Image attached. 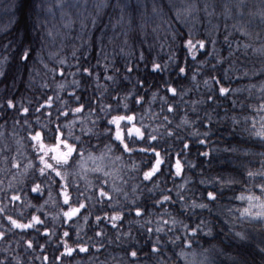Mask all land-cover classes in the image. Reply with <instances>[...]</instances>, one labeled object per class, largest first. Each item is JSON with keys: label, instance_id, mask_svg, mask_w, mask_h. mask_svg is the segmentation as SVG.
<instances>
[{"label": "clouds", "instance_id": "obj_1", "mask_svg": "<svg viewBox=\"0 0 264 264\" xmlns=\"http://www.w3.org/2000/svg\"><path fill=\"white\" fill-rule=\"evenodd\" d=\"M262 106L264 0H0V264H264Z\"/></svg>", "mask_w": 264, "mask_h": 264}, {"label": "snow or ice", "instance_id": "obj_2", "mask_svg": "<svg viewBox=\"0 0 264 264\" xmlns=\"http://www.w3.org/2000/svg\"><path fill=\"white\" fill-rule=\"evenodd\" d=\"M188 43L190 44L191 42L189 41ZM201 46H203V45H201ZM170 91H172L173 93L175 92L174 89H170ZM219 91H220L221 94H226V93H228L230 90L227 89V88H225V87H221V88L219 89ZM8 106H9V107H15V105H14V103H13L12 101H9V102H8ZM50 106H51V105L46 101L45 104L42 105L41 107H50ZM262 107H264V106H262ZM18 111H19L20 113H22L24 116H28V115H29V109H28V108H21V109H19ZM49 115H50V113H49ZM17 123H19V121H17ZM62 135H63V134H62L61 132H57V138H58V139L62 138ZM256 135H258V136H260V137H264V130H257ZM30 139H31L34 143L38 144L39 147H40V149H41V151H43V152L45 153V155H47L48 149L46 148V146H45L44 143H43V134H42L41 132H36L35 134H30ZM65 146L68 147V153L60 152L58 148L56 149V151L58 152V155H59L61 158L66 157V156H67L68 154H70V152L72 151V149H71L70 146H67V145H65ZM41 161L44 162V158H43V157H41ZM13 166H14L15 168H17V169L20 167L19 163H15ZM37 188H38V185H34L33 188H32V191L35 192V191L37 190ZM260 190H261V191H264V188H261ZM209 196L212 197V194L209 193ZM240 198H241V199H247L249 202H251V201L253 200V196H252L251 194H247V195L242 194ZM11 199H12L13 201H18V200H20V197L13 195V196L11 197ZM66 199H67V198H66ZM246 211H247V210H246ZM78 212H79V209H75L74 211H71V212H65V213H64V216H65V217H70V216H72V215L77 214ZM7 220H8V222H9L11 225H13V226H15V227H17V228H20V229H29V228L32 227L33 224H37V225H39V224H42V223H43L42 219H41L40 217H37V216H33V217L31 218V220H30L28 223H23V222H21L20 220L15 219V218H13V217H7ZM49 235H51V232H50L49 229L46 228L45 231H44V236H45V238H46L47 236H49ZM63 235H64L65 237H68L70 234L67 233V232H65V233H63ZM0 238H4V237H3V233H0ZM27 244H28V247H33V246H35L34 243H33V241H31V240L27 241ZM62 246H63V249H64V250H63V252H61L60 255L57 257L58 260H63L65 256H69V257H71V256H73V255L76 253V251H77L75 248L70 247V246L68 245V243H67L66 240H65L64 242H62ZM79 251H81V252H87L88 249H87L86 247L81 246V247L79 248ZM132 255L135 256L136 253L133 252ZM43 259H44L45 262H47V260H48V256H44Z\"/></svg>", "mask_w": 264, "mask_h": 264}, {"label": "trees", "instance_id": "obj_3", "mask_svg": "<svg viewBox=\"0 0 264 264\" xmlns=\"http://www.w3.org/2000/svg\"><path fill=\"white\" fill-rule=\"evenodd\" d=\"M6 134H7V133H6ZM220 134L222 135L223 133L221 132ZM229 139H230L233 143H235V142H237V141L243 142V141L247 140L248 138L245 137V136H234V137H229ZM233 166H235V165H233Z\"/></svg>", "mask_w": 264, "mask_h": 264}]
</instances>
